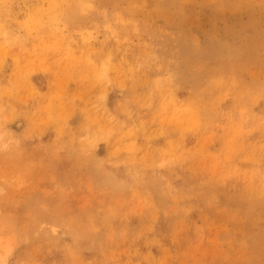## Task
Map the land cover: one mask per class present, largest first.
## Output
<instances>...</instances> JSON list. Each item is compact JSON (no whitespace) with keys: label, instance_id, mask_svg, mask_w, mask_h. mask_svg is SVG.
Instances as JSON below:
<instances>
[{"label":"rangeland","instance_id":"1","mask_svg":"<svg viewBox=\"0 0 264 264\" xmlns=\"http://www.w3.org/2000/svg\"><path fill=\"white\" fill-rule=\"evenodd\" d=\"M0 264H264V0H0Z\"/></svg>","mask_w":264,"mask_h":264},{"label":"bare ground","instance_id":"2","mask_svg":"<svg viewBox=\"0 0 264 264\" xmlns=\"http://www.w3.org/2000/svg\"><path fill=\"white\" fill-rule=\"evenodd\" d=\"M3 188H2V186L0 185V193L2 194V192H3Z\"/></svg>","mask_w":264,"mask_h":264}]
</instances>
